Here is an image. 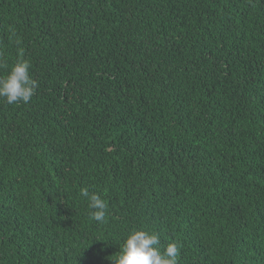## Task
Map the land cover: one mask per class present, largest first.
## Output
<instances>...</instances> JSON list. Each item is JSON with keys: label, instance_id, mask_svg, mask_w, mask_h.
I'll return each mask as SVG.
<instances>
[{"label": "trees", "instance_id": "obj_1", "mask_svg": "<svg viewBox=\"0 0 264 264\" xmlns=\"http://www.w3.org/2000/svg\"><path fill=\"white\" fill-rule=\"evenodd\" d=\"M20 55L0 264H111L132 227L178 264H264V0H0V75Z\"/></svg>", "mask_w": 264, "mask_h": 264}, {"label": "clouds", "instance_id": "obj_2", "mask_svg": "<svg viewBox=\"0 0 264 264\" xmlns=\"http://www.w3.org/2000/svg\"><path fill=\"white\" fill-rule=\"evenodd\" d=\"M31 63L18 56L6 74L0 75V98L9 105L28 104L38 81L30 75ZM79 195L88 202L89 217L103 225L108 219V204L102 195L88 187H81ZM181 245L169 242L161 249L159 234L144 228H130L119 244V250L109 257L111 264H178Z\"/></svg>", "mask_w": 264, "mask_h": 264}]
</instances>
